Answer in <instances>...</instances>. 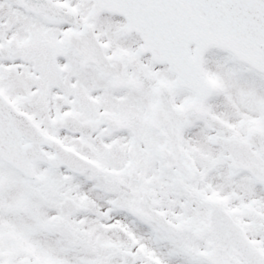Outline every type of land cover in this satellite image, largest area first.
<instances>
[{"label": "snow or ice", "instance_id": "6c2138e0", "mask_svg": "<svg viewBox=\"0 0 264 264\" xmlns=\"http://www.w3.org/2000/svg\"><path fill=\"white\" fill-rule=\"evenodd\" d=\"M0 264H264V0H0Z\"/></svg>", "mask_w": 264, "mask_h": 264}]
</instances>
